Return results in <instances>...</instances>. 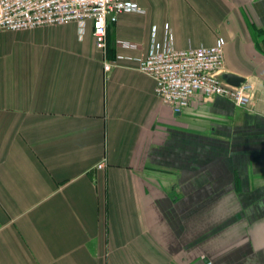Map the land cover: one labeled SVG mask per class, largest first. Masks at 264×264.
Segmentation results:
<instances>
[{"label":"crops","instance_id":"crops-1","mask_svg":"<svg viewBox=\"0 0 264 264\" xmlns=\"http://www.w3.org/2000/svg\"><path fill=\"white\" fill-rule=\"evenodd\" d=\"M137 3L106 54L90 21L0 31V264H264V0ZM219 42L246 109L137 69Z\"/></svg>","mask_w":264,"mask_h":264},{"label":"built area","instance_id":"built-area-1","mask_svg":"<svg viewBox=\"0 0 264 264\" xmlns=\"http://www.w3.org/2000/svg\"><path fill=\"white\" fill-rule=\"evenodd\" d=\"M143 12L137 0H0V31H22L43 26L78 22L82 31L91 22L98 50L106 54L108 24L122 12ZM123 47L137 45L124 43ZM109 73L117 60L104 59ZM223 43L211 47L177 50L172 45L154 47L138 59L137 69L156 82V94L174 113L189 107L200 92L206 97L222 96L235 105L247 108L252 101L253 84L231 87L222 79ZM104 162L97 165L99 169ZM207 264H211L208 262Z\"/></svg>","mask_w":264,"mask_h":264},{"label":"water","instance_id":"water-1","mask_svg":"<svg viewBox=\"0 0 264 264\" xmlns=\"http://www.w3.org/2000/svg\"><path fill=\"white\" fill-rule=\"evenodd\" d=\"M222 77L231 87H239L242 83H245V79L243 77L231 73L224 74Z\"/></svg>","mask_w":264,"mask_h":264}]
</instances>
